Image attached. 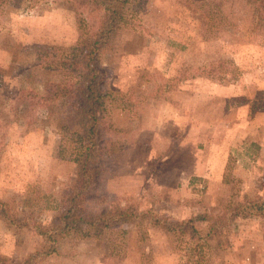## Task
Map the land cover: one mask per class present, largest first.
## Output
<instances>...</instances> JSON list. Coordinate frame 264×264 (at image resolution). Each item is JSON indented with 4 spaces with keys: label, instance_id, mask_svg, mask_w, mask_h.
I'll list each match as a JSON object with an SVG mask.
<instances>
[{
    "label": "rangeland",
    "instance_id": "374dc122",
    "mask_svg": "<svg viewBox=\"0 0 264 264\" xmlns=\"http://www.w3.org/2000/svg\"><path fill=\"white\" fill-rule=\"evenodd\" d=\"M140 5L129 6L102 70L115 98L91 205L106 196L180 221L217 214L229 201H264V26L254 28L253 8L246 0ZM77 39L76 7L65 0L0 5V200L31 216L29 226L51 221L79 183L77 162L60 155L62 108L48 117L35 96L64 73L41 58ZM244 211L202 240L149 218L68 233L38 264H264V211ZM43 241L0 217V255L13 263Z\"/></svg>",
    "mask_w": 264,
    "mask_h": 264
},
{
    "label": "trees",
    "instance_id": "16d2710c",
    "mask_svg": "<svg viewBox=\"0 0 264 264\" xmlns=\"http://www.w3.org/2000/svg\"><path fill=\"white\" fill-rule=\"evenodd\" d=\"M9 1L0 0V5ZM65 1L76 7L78 39L68 47L52 46L53 50L44 54L42 67L62 70L63 78L50 82L42 93L37 92L35 96L43 101L48 117H52L56 108H62L60 155L63 158L69 155L77 162L79 183L62 195L55 206L56 215L47 223L37 220L33 226H29L31 216L19 218L18 213L7 207V202L0 200V217L9 227L28 226L44 240L43 247L29 253L21 263H13L0 255V264H38L57 252V243L64 235L81 233L90 228L99 231L130 223L138 225L149 218L152 224L161 225L170 234L189 233L191 238L202 240L221 232L238 217L248 215L244 211L246 208L263 212L264 201L237 204L229 201L217 214L200 212L180 221H170L150 212H142L129 202L123 204L122 200H110L106 196H102L96 206L91 205L93 199L90 196L99 175L100 159L105 155L104 145L109 140L105 137L106 104L108 99L115 98L112 92L104 88L102 70L105 59L117 52L121 31L128 22L129 6L136 2L143 7L145 0ZM246 2L255 14L254 28L264 26V0ZM198 222L207 227H198Z\"/></svg>",
    "mask_w": 264,
    "mask_h": 264
},
{
    "label": "crops",
    "instance_id": "0c3cea01",
    "mask_svg": "<svg viewBox=\"0 0 264 264\" xmlns=\"http://www.w3.org/2000/svg\"><path fill=\"white\" fill-rule=\"evenodd\" d=\"M264 262V261H263ZM258 264H263V263H258Z\"/></svg>",
    "mask_w": 264,
    "mask_h": 264
}]
</instances>
